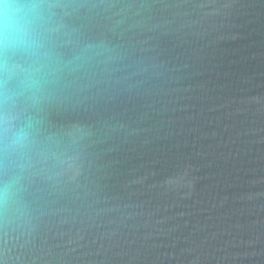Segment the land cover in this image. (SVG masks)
Segmentation results:
<instances>
[{"label":"water","instance_id":"obj_1","mask_svg":"<svg viewBox=\"0 0 264 264\" xmlns=\"http://www.w3.org/2000/svg\"><path fill=\"white\" fill-rule=\"evenodd\" d=\"M35 41L0 51V264H264V0H43Z\"/></svg>","mask_w":264,"mask_h":264},{"label":"clouds","instance_id":"obj_2","mask_svg":"<svg viewBox=\"0 0 264 264\" xmlns=\"http://www.w3.org/2000/svg\"><path fill=\"white\" fill-rule=\"evenodd\" d=\"M43 0H0V51L36 46L35 32L42 19ZM22 133L12 140L19 142ZM8 195V188L0 186V201Z\"/></svg>","mask_w":264,"mask_h":264}]
</instances>
